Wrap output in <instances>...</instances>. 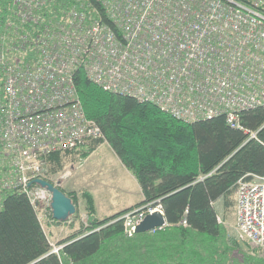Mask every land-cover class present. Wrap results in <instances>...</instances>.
Segmentation results:
<instances>
[{
	"label": "built area",
	"instance_id": "1",
	"mask_svg": "<svg viewBox=\"0 0 264 264\" xmlns=\"http://www.w3.org/2000/svg\"><path fill=\"white\" fill-rule=\"evenodd\" d=\"M53 1L13 0L5 27L12 37H0L2 189L51 207V193L34 182L48 179L50 156L106 140L85 113L78 68L105 91L176 120L225 117L258 140L264 125L251 131L241 114L264 108V0H72L65 16L51 19L45 8ZM235 197L237 241L264 249V175L241 179ZM156 212L164 215L160 199L110 223L121 221L130 238ZM180 225L188 227L186 218Z\"/></svg>",
	"mask_w": 264,
	"mask_h": 264
},
{
	"label": "trees",
	"instance_id": "2",
	"mask_svg": "<svg viewBox=\"0 0 264 264\" xmlns=\"http://www.w3.org/2000/svg\"><path fill=\"white\" fill-rule=\"evenodd\" d=\"M71 3L54 0L45 15L62 18ZM93 3L100 19H108L102 5ZM12 7L13 0H0V37H12L13 31L5 29ZM75 85L87 116L96 120L106 137L75 152L82 151L86 158L96 146L109 144L137 178L145 198L132 208L99 219L93 196L83 191L88 226L61 241L64 245L55 254L27 196L0 187V264H264L263 248L245 243L250 248L245 252L235 239L228 238L216 209L218 201L225 210L234 206L241 179L251 181L255 175H264V128L258 140H247L248 135L228 125L225 117L181 122L153 104L105 91L81 68L75 71ZM241 122L257 131L264 125V108L244 111ZM71 152L50 156L53 175L48 181L54 183L52 177L64 170L63 157ZM0 171L3 179L4 169ZM69 197L77 206L78 199ZM158 199L167 220L163 229L135 233L129 239L121 221L110 223ZM184 218L188 227L180 225ZM196 258L201 262L196 263Z\"/></svg>",
	"mask_w": 264,
	"mask_h": 264
},
{
	"label": "crops",
	"instance_id": "3",
	"mask_svg": "<svg viewBox=\"0 0 264 264\" xmlns=\"http://www.w3.org/2000/svg\"><path fill=\"white\" fill-rule=\"evenodd\" d=\"M100 151L102 152L100 153ZM81 153L82 151L75 152L74 150L63 157V161L68 160L70 163L63 168L64 170L59 176L62 179L56 177L58 180H55V182H60V187L66 195H70L71 193H79L80 195L81 191L91 193L95 203L96 216L99 219L132 208L143 199L141 186L137 178L126 168L109 144L102 143L96 146L86 158H83ZM92 159L95 162V167L107 165L111 170L113 169V174L104 177H92L91 174L84 169V166L90 164ZM129 198H133L135 202H127L126 199ZM220 202L222 201H218L216 205H220ZM79 205L81 211L86 213V201L80 198V196ZM235 205L236 202L233 206L234 210ZM225 211L224 208V212ZM77 226L78 225H76V228ZM52 229L54 228L52 227ZM74 230L76 229H73L72 232Z\"/></svg>",
	"mask_w": 264,
	"mask_h": 264
},
{
	"label": "rangeland",
	"instance_id": "4",
	"mask_svg": "<svg viewBox=\"0 0 264 264\" xmlns=\"http://www.w3.org/2000/svg\"><path fill=\"white\" fill-rule=\"evenodd\" d=\"M102 151H100V153ZM69 163L70 162L68 160L62 161V165L64 167H66ZM50 167L51 166L49 165L47 174L51 177V175H53V174L50 170ZM84 169L87 172H89L92 177H104V176H108V175L113 174V172H112L113 169L111 170V168L108 167L107 165H104L103 167H95V162L93 159H92V162L90 161V164H87L86 166H84ZM62 172H60L59 175H55L54 177H52L54 180L53 181L54 183H57V182H55V180L62 179L61 177H59ZM56 177H59V178L57 179ZM1 180H2V173L0 171V184H1ZM81 193H82V191H81ZM81 193H80V195H79V193H74V194L71 193L70 194V195H74L78 199V205L77 206L75 205L76 206V212L78 211V213L77 214L75 213L74 215L70 216L69 219L65 222H59L58 223V222H52L51 221L52 217H53L51 207H47V206H44L41 204L39 206V208L37 209L38 217L41 220L42 226H43L44 231L46 232V234L48 236L50 244L52 243V244H54V246L62 248V246L64 244H60L61 241L67 239L71 235L85 231L86 227L88 226V217H87L86 213L81 211V208L79 205V196H80V198H82ZM142 197H143V195H142ZM235 199H236V197H235ZM133 200H134L133 198L126 199L127 202H135ZM137 200H139V199H137ZM235 202H236V200H235ZM223 207L224 206H223L222 202H220V205H216L218 215L222 217L223 225L227 229L228 238H233L237 241L236 229H235V217H236L235 210L233 207L232 208H226V211L224 212ZM76 225H78L77 228H76ZM57 226H59V227H57ZM52 227L54 229H52ZM73 229H76V230H74L72 232ZM237 243L239 244V247L245 252H248V249H250V248H247L248 246H246L245 243L238 242V241H237ZM203 255L205 256L206 254H203ZM263 257H264V254H263ZM195 261H196V263H199V262H201V259L196 258Z\"/></svg>",
	"mask_w": 264,
	"mask_h": 264
},
{
	"label": "water",
	"instance_id": "5",
	"mask_svg": "<svg viewBox=\"0 0 264 264\" xmlns=\"http://www.w3.org/2000/svg\"><path fill=\"white\" fill-rule=\"evenodd\" d=\"M35 183L41 185L52 195L51 209L52 216L58 222H65L70 216L76 213V206L71 197L60 189V182L51 183L44 179H37ZM167 224L165 215L159 212L148 215L145 220L137 227L136 233H146L164 227Z\"/></svg>",
	"mask_w": 264,
	"mask_h": 264
},
{
	"label": "bare ground",
	"instance_id": "6",
	"mask_svg": "<svg viewBox=\"0 0 264 264\" xmlns=\"http://www.w3.org/2000/svg\"><path fill=\"white\" fill-rule=\"evenodd\" d=\"M85 113H86V112H85ZM86 115H87V114H86ZM95 121H96V120H95ZM97 124H98V123H97ZM74 150H75V149H69V150H65V152H68V151H74ZM144 220H145V218L143 219V221H144ZM143 221H142V222H143ZM142 222H141V223H142ZM141 223H140V224H141ZM140 224H139V225H140ZM123 227H124V226H123ZM165 227H166V226H165ZM162 229H163V228H162ZM136 234H137V233H136ZM129 239H130V238H129ZM60 248H61V247H60Z\"/></svg>",
	"mask_w": 264,
	"mask_h": 264
}]
</instances>
